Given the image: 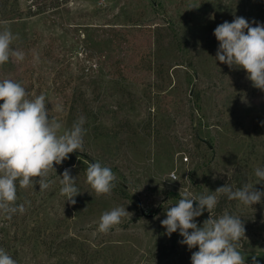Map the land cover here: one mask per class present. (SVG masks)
Returning <instances> with one entry per match:
<instances>
[{"label":"rangeland","instance_id":"rangeland-1","mask_svg":"<svg viewBox=\"0 0 264 264\" xmlns=\"http://www.w3.org/2000/svg\"><path fill=\"white\" fill-rule=\"evenodd\" d=\"M31 2L0 0V30L19 34L13 47L25 54L0 66V79L45 94L65 128L84 116L86 134L83 151L55 165L49 189L18 186L17 203L30 204L11 218L0 213V248L17 264H191L198 249L161 225L180 189L199 195L249 183L264 191L254 175L264 168V91L215 60L213 34L235 16L264 23V0H67L27 16ZM13 8L21 18H10ZM95 161L117 177L111 195L86 183ZM66 168L81 193L74 205L60 195ZM218 199L215 214L245 224L246 264L253 256L264 264V198L252 207ZM118 206L131 214L99 232L100 215Z\"/></svg>","mask_w":264,"mask_h":264},{"label":"clouds","instance_id":"clouds-1","mask_svg":"<svg viewBox=\"0 0 264 264\" xmlns=\"http://www.w3.org/2000/svg\"><path fill=\"white\" fill-rule=\"evenodd\" d=\"M213 34L218 41L215 60L229 68L243 69L253 87L264 91V23L255 20L250 23L235 16L231 22L219 24ZM18 39L19 34L9 27L0 30V66L24 60V52L13 47ZM0 102V213L11 218L23 214L25 205L30 204V201L17 203L18 186L27 189L38 184L40 192L46 191L54 183L49 176L56 173L55 165L62 164L69 154L83 151L86 118L81 115L70 128H65L61 121L50 116L45 94L30 96L20 82L11 78L0 79ZM54 110L61 112L62 106L57 104ZM85 174L86 183L97 196L111 195L117 177L110 167L99 161L88 162ZM254 175L257 183H264V168L257 167ZM59 177L60 195L74 205V198L81 194L76 177L67 168ZM170 180H177L175 174ZM179 195L178 201L165 210L166 218L161 225L169 237L179 231L183 237L180 243L189 250L198 249L191 254V264H246L241 251L246 228L241 217L227 211L217 215L215 210L220 196L252 207L262 202L264 191L249 183L235 189L226 183L214 192L194 195L180 189ZM205 211L209 216L198 225L196 218ZM130 214L122 206L104 211L99 217L98 231L109 232ZM0 264L17 261L0 248ZM252 264H258L255 256Z\"/></svg>","mask_w":264,"mask_h":264},{"label":"trees","instance_id":"trees-1","mask_svg":"<svg viewBox=\"0 0 264 264\" xmlns=\"http://www.w3.org/2000/svg\"><path fill=\"white\" fill-rule=\"evenodd\" d=\"M67 0H32V2L28 5L27 16H33L41 13H45L47 11L57 9L61 7L64 2ZM7 6V5H6ZM2 8L0 12H2ZM7 10V8H6ZM15 11V15L10 18H21L22 17V10L21 9H14L11 11L12 13ZM17 12V13H16ZM2 103V102H0Z\"/></svg>","mask_w":264,"mask_h":264},{"label":"built area","instance_id":"built-area-1","mask_svg":"<svg viewBox=\"0 0 264 264\" xmlns=\"http://www.w3.org/2000/svg\"><path fill=\"white\" fill-rule=\"evenodd\" d=\"M173 174H175V173H173ZM175 176H176V174H175ZM177 177V176H176Z\"/></svg>","mask_w":264,"mask_h":264},{"label":"water","instance_id":"water-1","mask_svg":"<svg viewBox=\"0 0 264 264\" xmlns=\"http://www.w3.org/2000/svg\"><path fill=\"white\" fill-rule=\"evenodd\" d=\"M212 147V145H210Z\"/></svg>","mask_w":264,"mask_h":264}]
</instances>
